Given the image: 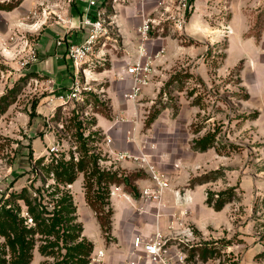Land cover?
I'll return each mask as SVG.
<instances>
[{
    "label": "rangeland",
    "instance_id": "1",
    "mask_svg": "<svg viewBox=\"0 0 264 264\" xmlns=\"http://www.w3.org/2000/svg\"><path fill=\"white\" fill-rule=\"evenodd\" d=\"M63 1H37L8 28L0 20V264H27L30 253L32 264L35 252L43 257L40 264L63 258L68 264H75L78 252L70 249L82 237L93 244L91 255H96L101 249L96 251L95 244L84 235V219L88 213L96 217L106 243L113 240L114 210L110 196L115 185H122L128 191L129 195L124 193V196L135 210L126 215V220L136 221L141 212L151 213L157 203L145 201L141 191L146 186L138 187L135 183L145 176L151 180L149 185L153 183L149 164L134 154L143 151L148 161L167 175L154 160L157 141L170 149L174 143H189L192 149L214 151L215 148L225 165L203 177L209 180L219 177L228 182L233 170L237 174L233 173L232 182L237 185L213 187L228 191L222 196H211L213 190L209 189L207 199L221 205L236 198L240 226L252 214L247 208L255 201V196L243 193L246 187L250 190L255 185L250 176L258 174L257 186L262 193L255 201L258 214L249 231L264 240V0H206L205 23L211 33L204 38H209L208 41L181 34L180 43L186 50L171 58L172 61L156 64L153 59L152 81L135 100L125 97L130 81L121 84L120 90H126L124 100L126 103L130 100L129 108L133 110V114L126 112L122 117L112 113L109 99L103 95L109 82H93V71L101 70L104 65L97 63L92 67L87 61L79 70L73 65L69 49L76 43L67 47L70 63L66 74L60 77L55 72L47 74L40 67L42 53L38 44L43 34L42 24L65 22L60 14L66 12L68 1L67 4ZM21 2L5 0L0 8L10 10ZM194 8L193 1L192 11ZM104 19L106 23L105 16ZM169 22L164 23L161 33L171 26ZM157 29L152 30L151 37ZM56 41L62 43L65 38ZM159 45L156 41L151 49L155 51ZM190 45L196 49L190 51ZM106 47L101 43L96 46V53L102 58L107 53ZM162 53L166 52L162 50ZM75 86L80 87V96L70 98L68 95ZM98 113L121 120L116 128L123 129L113 134L122 140L120 149L128 148L136 153L126 152L131 155L128 158H120L125 151L113 154L106 142L108 138L112 145L117 141L96 126ZM124 129L130 130V139L143 140L145 147L138 151L137 147L126 145ZM124 159H128L126 165L119 164ZM71 173H76V179L82 174V188L90 205L88 213L80 210L79 216L66 181ZM177 189L186 191L182 187ZM70 195L72 200L68 198ZM28 200L47 205L51 213L60 212L59 225L53 234L45 235L38 228L29 214ZM125 230H129L127 226ZM19 237L29 242L23 254L19 252ZM235 239L238 240L236 252L229 251L230 240L226 239L218 245L197 246L189 242L179 248L186 251L190 264H246L248 244L241 236ZM54 243L42 253V247ZM71 254L76 257L72 259ZM255 258L258 261L264 258V249Z\"/></svg>",
    "mask_w": 264,
    "mask_h": 264
},
{
    "label": "crops",
    "instance_id": "2",
    "mask_svg": "<svg viewBox=\"0 0 264 264\" xmlns=\"http://www.w3.org/2000/svg\"><path fill=\"white\" fill-rule=\"evenodd\" d=\"M4 1L0 0V3ZM37 1L44 0H22L19 5L10 10L0 8V20L3 19V22L7 24L6 28H8L16 19L21 18V14H25L23 12H28L30 6L35 5ZM60 1L64 2L63 0ZM67 1L66 12L63 11L60 14L65 22L56 20V23L49 22L42 24L43 34L38 44V49L42 53L40 67L43 72L47 74L52 72L59 73L58 75L56 74L59 77L68 71L67 64L70 63V60L67 47L73 43L81 42L88 34L87 29L82 28L80 24L84 12L89 7L90 0H66V4ZM193 1L195 8L189 14L184 28L181 29L173 22H169L171 25L167 26L169 30L167 29L164 33H161L162 31L160 30L165 27L164 25L158 27L157 32L152 34L150 40L147 41L146 56L154 59L156 64L165 60L172 61L170 60L171 58L186 50L187 47L180 43V40L182 41L181 34L197 41H208L209 38H206L207 40L204 38L206 35L208 37L211 33L207 29L205 23L207 19L204 16L205 7L208 5L207 1ZM97 2L98 6L93 7L92 10L100 9L104 12L108 39L107 45H105L107 46L105 48L107 51L105 57L98 58L96 55L91 57L90 63L92 67L104 65L101 70L93 71V82L95 84L101 83V81L109 82L110 85H106L103 95L109 99L112 113L122 117L126 115V112L133 114L132 108H129L132 103L130 100L128 103L124 100L126 90L123 88L120 90L119 87L129 80L126 73L127 64L140 58V38L137 28L147 16L157 14V6L154 0H147L145 2L142 0H97ZM23 24L30 26V23L24 21ZM60 37H64L65 41L57 44L56 40ZM186 37H183L184 40ZM156 41L160 45L157 50L153 51L151 46ZM189 49L190 51H194L196 46L190 45ZM162 50L166 53H162ZM70 65L73 66L72 63ZM147 88L143 90L146 91ZM97 116L98 121L96 126L99 127L103 134H108V136L114 137V140L117 141V144L114 142L113 145L111 142L110 144L106 142V145L110 147L113 154L120 151L130 152V154L136 153H133L128 148L120 149L122 140L113 134L115 130L123 129L121 126L120 128H116L121 121L120 119L113 120L99 113ZM128 131L130 130L124 129L123 131V137L125 136L123 141H125V144L132 145L131 147L134 148L137 147L138 151L142 150L140 148L145 147L143 140L130 139ZM120 133L118 134L119 136ZM157 143V149L153 152L154 160L169 176L172 185L171 189L166 191L163 204L160 207L158 205L153 206L151 213L141 212V216L136 221L130 222L126 220V215L134 213L135 210L131 206L132 202L124 196V193L126 196L129 195L128 191L122 185H115L110 196L114 213L111 223L113 240L109 244L106 243L102 236V230L96 217L88 213V206L90 208V205L87 203L85 191L82 188V174L79 173L77 179L68 184L78 209L77 215H80V210L88 213L83 223L84 235L95 244L96 251L101 249L106 254L102 264H122L126 262L132 256L131 252L134 248L133 239L137 234L148 236L159 229L167 232L172 227L170 232L179 235L185 225L191 226L193 233L190 237L192 239L190 242L197 246H202L206 243L218 245L219 242L226 239L230 240L229 251L236 252L238 251V240L235 239V236L237 238L241 236L249 247L244 257V259L246 258V264H264V258H261L259 261L255 260V255L261 253L264 249V240H260L261 236L256 235L255 232L249 231V228L253 227L255 223V215L258 214V211L254 208L255 201L262 193V190L257 186L260 178L258 174H255L254 177L250 176L255 185L250 190L249 187H246V191L243 193L249 197L255 196V201L254 205H250L247 208V211H251L252 214L249 213L240 226L239 204L236 202V198L225 201L219 208L213 203L208 202L207 199L209 189L213 190L211 194L216 196H222L228 191V188L217 190L213 187L227 184H230L232 187L237 185L236 182H232L233 173L237 174V171L233 170L231 171L232 173L230 172L231 179L228 182L223 181L219 177L214 178L215 180L203 177L205 174L212 172V170H217L225 165L223 157L217 153L215 148L214 151L209 148L192 149L189 143H184L183 145L174 143V146L170 149V147L166 148L164 147L165 145L158 141ZM150 145H152V142ZM142 154L145 155L143 151L141 153L137 152L134 155L141 159ZM127 161L128 159L120 160L119 164L126 165ZM136 161H134L135 164L138 162ZM138 163L143 165L142 162ZM236 177L238 176L236 175ZM135 183L138 187H144L149 185L151 180L149 176H145L136 179ZM177 187H182L186 190L184 192L186 201L182 204H176L174 190H177ZM231 189L236 191L238 188ZM81 214L83 215V212ZM126 223L128 225H125ZM126 226L129 229L128 231L125 230ZM173 250H176V248ZM42 259L43 257L35 252L32 264H40Z\"/></svg>",
    "mask_w": 264,
    "mask_h": 264
},
{
    "label": "built area",
    "instance_id": "3",
    "mask_svg": "<svg viewBox=\"0 0 264 264\" xmlns=\"http://www.w3.org/2000/svg\"><path fill=\"white\" fill-rule=\"evenodd\" d=\"M118 1V0H114ZM147 1V0H142ZM156 2V15L147 16L137 32L140 38V58L128 64L126 73L129 75L130 88L125 93V97L135 100L140 96L142 89L151 83L155 73L154 61L147 55L146 43L151 38V32L154 28L162 27L164 22L171 21L179 28H184L188 19V14L193 8L192 0H154ZM97 0H90L81 19V26L88 29V34L84 40L72 45L69 49V56L73 65L77 70L83 63L90 61L91 57L96 55L100 58L101 55L96 53V46L107 45V29L105 25L104 12L100 9L92 10L97 7ZM228 31L230 28H227ZM61 43V42H60ZM146 56V57H145ZM145 57V59H144ZM80 87L75 86L68 95L70 98H78L80 96ZM107 142H111L108 138ZM55 150V147L52 148ZM120 154V153H119ZM131 155L126 152L120 154V158H128ZM149 164V169L153 183L146 186L141 191V197L145 201L156 202L157 205H162L164 195L171 188V183L168 176L154 163H150L146 155L142 156ZM176 204H182L186 201L184 193L179 189L174 190ZM169 231L157 230L152 235L144 236L137 234L133 239V250L131 257L122 264H190L187 259L188 255L185 250L179 246L189 244L193 230L190 225H185L179 235H175ZM175 241V242H174ZM176 248V250H173ZM105 252L99 250L96 255H91L89 264L101 262Z\"/></svg>",
    "mask_w": 264,
    "mask_h": 264
},
{
    "label": "trees",
    "instance_id": "4",
    "mask_svg": "<svg viewBox=\"0 0 264 264\" xmlns=\"http://www.w3.org/2000/svg\"><path fill=\"white\" fill-rule=\"evenodd\" d=\"M75 174H73V173L69 174L68 179L66 181L69 183L73 182L76 179ZM210 195L213 196V194H210ZM68 198H70L72 200L71 195ZM209 199L210 198L208 197V202L212 203L211 199L210 200ZM63 201H65V198ZM224 203L225 202H223L221 205H217L216 203H213V204L219 208ZM27 204L29 206L30 216H32L33 220L36 222V224H38V228L41 229L42 233L45 235L53 234V232L56 231V228L59 225L60 212H52L51 213V211H49V208L47 205H45V204L43 205L42 203L34 204L32 200L31 201L28 200ZM63 209L64 208H62L61 211ZM15 227L17 228L16 225H15ZM19 235H21V234H19ZM78 238H79V236H78ZM18 243L20 244V249H19L20 254H23L25 251L28 250L29 242L26 240V238L19 237ZM86 243H88L87 244L88 249H86V246H85ZM53 245H55V243L50 244V245H45L44 247H42V249H41L42 253L44 254L46 252V249L48 247L53 246ZM31 249H33V247ZM92 249H93V244L91 242H88L86 240V238L82 237L79 244H77L76 246H74L73 248L70 249V250H74V251L78 252V255L76 258L77 261L75 262V264L76 263L77 264H89L90 260H91ZM84 250H86V252H84ZM31 257H32V253H30V256H29L30 259H29V262L27 264H30ZM69 257H71L73 259V257L75 258L76 256L71 254ZM68 263H69L68 260L63 258V259L57 260L53 263L49 262V263H45V264H68ZM16 264H18V263H16Z\"/></svg>",
    "mask_w": 264,
    "mask_h": 264
}]
</instances>
